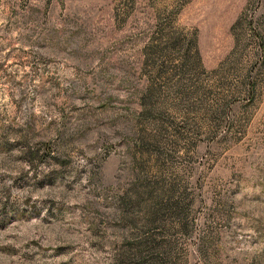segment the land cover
Wrapping results in <instances>:
<instances>
[{"label": "rangeland", "instance_id": "1", "mask_svg": "<svg viewBox=\"0 0 264 264\" xmlns=\"http://www.w3.org/2000/svg\"><path fill=\"white\" fill-rule=\"evenodd\" d=\"M0 264H264V0H0Z\"/></svg>", "mask_w": 264, "mask_h": 264}]
</instances>
